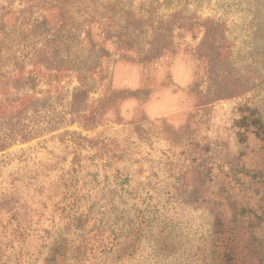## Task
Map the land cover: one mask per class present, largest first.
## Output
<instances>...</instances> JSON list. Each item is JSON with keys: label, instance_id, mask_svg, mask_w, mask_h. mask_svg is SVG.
I'll list each match as a JSON object with an SVG mask.
<instances>
[{"label": "rangeland", "instance_id": "obj_1", "mask_svg": "<svg viewBox=\"0 0 264 264\" xmlns=\"http://www.w3.org/2000/svg\"><path fill=\"white\" fill-rule=\"evenodd\" d=\"M0 87V264H264V0H0Z\"/></svg>", "mask_w": 264, "mask_h": 264}, {"label": "trees", "instance_id": "obj_2", "mask_svg": "<svg viewBox=\"0 0 264 264\" xmlns=\"http://www.w3.org/2000/svg\"><path fill=\"white\" fill-rule=\"evenodd\" d=\"M9 88L15 87L10 84ZM19 100H21L20 96L11 99L9 95L0 100V150L9 147L17 141L28 140L39 132L40 127H34L29 124L24 110L13 105Z\"/></svg>", "mask_w": 264, "mask_h": 264}, {"label": "clouds", "instance_id": "obj_3", "mask_svg": "<svg viewBox=\"0 0 264 264\" xmlns=\"http://www.w3.org/2000/svg\"><path fill=\"white\" fill-rule=\"evenodd\" d=\"M190 78L185 82H177L176 85L158 90L167 103V111L159 119H165L177 127L183 123L186 113L190 110L192 103L187 93Z\"/></svg>", "mask_w": 264, "mask_h": 264}]
</instances>
